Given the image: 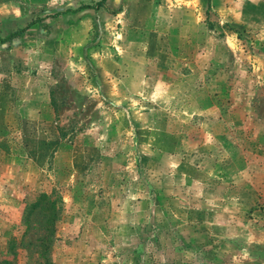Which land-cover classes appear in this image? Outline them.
Returning <instances> with one entry per match:
<instances>
[{"label":"rangeland","instance_id":"1","mask_svg":"<svg viewBox=\"0 0 264 264\" xmlns=\"http://www.w3.org/2000/svg\"><path fill=\"white\" fill-rule=\"evenodd\" d=\"M0 264H264V0H0Z\"/></svg>","mask_w":264,"mask_h":264},{"label":"trees","instance_id":"2","mask_svg":"<svg viewBox=\"0 0 264 264\" xmlns=\"http://www.w3.org/2000/svg\"><path fill=\"white\" fill-rule=\"evenodd\" d=\"M103 1H104V0H103ZM19 33L21 34V33H22V31H20ZM20 34H19V35H20Z\"/></svg>","mask_w":264,"mask_h":264}]
</instances>
